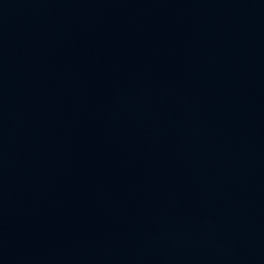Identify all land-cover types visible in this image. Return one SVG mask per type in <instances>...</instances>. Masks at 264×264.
Segmentation results:
<instances>
[{"label": "water", "instance_id": "obj_1", "mask_svg": "<svg viewBox=\"0 0 264 264\" xmlns=\"http://www.w3.org/2000/svg\"><path fill=\"white\" fill-rule=\"evenodd\" d=\"M0 264H264V0H0Z\"/></svg>", "mask_w": 264, "mask_h": 264}]
</instances>
